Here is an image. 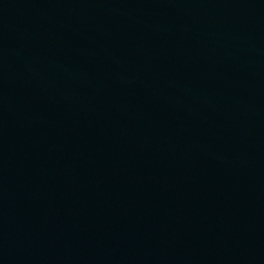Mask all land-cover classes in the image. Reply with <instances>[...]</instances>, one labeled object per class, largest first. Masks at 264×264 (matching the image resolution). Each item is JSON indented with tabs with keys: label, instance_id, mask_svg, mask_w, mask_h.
<instances>
[{
	"label": "water",
	"instance_id": "95a60500",
	"mask_svg": "<svg viewBox=\"0 0 264 264\" xmlns=\"http://www.w3.org/2000/svg\"><path fill=\"white\" fill-rule=\"evenodd\" d=\"M0 264H264V0H0Z\"/></svg>",
	"mask_w": 264,
	"mask_h": 264
}]
</instances>
